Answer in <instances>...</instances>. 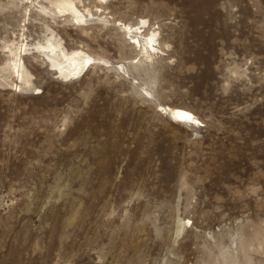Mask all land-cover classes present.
I'll use <instances>...</instances> for the list:
<instances>
[{
    "label": "rangeland",
    "instance_id": "rangeland-1",
    "mask_svg": "<svg viewBox=\"0 0 264 264\" xmlns=\"http://www.w3.org/2000/svg\"><path fill=\"white\" fill-rule=\"evenodd\" d=\"M80 1L84 28L0 0V67L21 34L112 67L64 81L29 54L31 88L0 82V264H264V0ZM141 18L151 67L116 22Z\"/></svg>",
    "mask_w": 264,
    "mask_h": 264
},
{
    "label": "bare ground",
    "instance_id": "bare-ground-1",
    "mask_svg": "<svg viewBox=\"0 0 264 264\" xmlns=\"http://www.w3.org/2000/svg\"><path fill=\"white\" fill-rule=\"evenodd\" d=\"M109 1L111 0H96L100 8L99 12L103 11L102 9H104ZM48 2L52 8V14L54 16L57 18L64 17L69 19L78 28L87 27V19L93 18V15L88 9L83 12L78 9V5L81 2L80 0H48ZM29 4L31 5L32 2ZM29 9L30 7L28 6L24 17H30L31 10ZM100 19H102V17H100ZM77 21H83V23H77ZM103 21L107 24L105 17L103 18ZM116 22L119 27H121V31L126 34L129 44H131L134 49H138L139 52H141L139 54L140 59L138 58L139 60L136 62V59L132 61V65L137 66L140 63L145 67H151L154 64V60L166 57L160 49L159 33L156 29H149V23L146 19L141 18L136 26L126 25L121 21ZM143 34L145 35L143 36ZM2 44L3 49L6 51L7 58L4 65L0 67V82L11 81L16 91H21V86H24L25 88L32 87L31 80H33L34 77L25 65V57L29 54H35L41 58V61L51 70H57V72L55 71L54 73H58L59 78L64 81H67L70 78L73 79L76 74L84 70L87 71L96 65H105V67L112 68L107 61L98 57H93L82 50L68 52L62 41L57 40L52 34L46 36L45 43L29 45L24 34H21L19 41H12L10 43L3 42ZM45 59L49 63H47ZM121 65L118 68H121L122 72L127 73L125 67ZM159 107V111L163 112V115L167 114L170 118L169 120L174 124H188L191 125V127L193 125L197 126L198 124H201L198 122V119L186 109L170 106ZM189 117H191V119H189ZM181 226L182 225H180L177 231L180 232Z\"/></svg>",
    "mask_w": 264,
    "mask_h": 264
},
{
    "label": "snow or ice",
    "instance_id": "snow-or-ice-1",
    "mask_svg": "<svg viewBox=\"0 0 264 264\" xmlns=\"http://www.w3.org/2000/svg\"><path fill=\"white\" fill-rule=\"evenodd\" d=\"M77 23H83V21H77ZM142 23H143V21H142ZM189 119H191V117H189Z\"/></svg>",
    "mask_w": 264,
    "mask_h": 264
}]
</instances>
